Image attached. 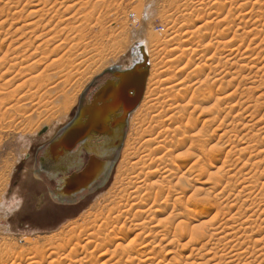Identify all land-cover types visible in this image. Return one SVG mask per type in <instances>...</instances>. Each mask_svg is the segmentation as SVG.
Segmentation results:
<instances>
[{
    "label": "rangeland",
    "instance_id": "374dc122",
    "mask_svg": "<svg viewBox=\"0 0 264 264\" xmlns=\"http://www.w3.org/2000/svg\"><path fill=\"white\" fill-rule=\"evenodd\" d=\"M43 1L45 0H0V48H2L0 60L5 58L2 59L5 65L1 64L5 67L0 72V78L2 79L0 80V89L3 86L5 87L3 90L7 88L4 90L5 93L9 94L10 91V94H12V97L8 95V101L4 100L2 102L7 94L4 98H0V102L3 103V105L0 103L1 111H5L8 106L6 103L11 101L9 99H12L10 104L18 102V108L5 111L7 114L4 113V117L0 115V203L3 201L9 203L11 200L15 201L16 198L23 200L22 209L13 212L9 216L4 214L0 208V264H31L33 260L35 262L50 263L57 258L56 256L59 257L63 253L66 256L68 254L66 251L78 239L88 240V238H91L93 230L92 236L94 235V237L92 238L95 240L93 241L92 238L88 240L92 244L89 245L88 251L92 252L93 250V258L68 257L66 261L62 260L54 264H73L74 259L75 264H139L137 260L126 262V259L147 257L156 258L153 264H184L183 261L190 254V250L182 251V245L187 243L190 235L189 231L184 233L187 238L180 236L176 238L179 239L178 241L175 239V243L171 241L173 240L172 234L169 240L168 238L163 240L160 236L155 237L157 231H159L154 228L155 225L164 229L166 225L171 223L172 225L177 224L176 221L171 222L172 213L192 209L194 213L187 216V223L190 228L206 225L204 227L209 226L208 228L213 229L221 223L224 225L219 226L223 227L232 214L236 216L240 214L241 218L238 216L240 218L238 223H236L238 218L233 224L229 223L231 226L239 225L241 221H243V227L250 223V226H253L256 220L261 221L264 218V177L262 176L264 174V156H262L264 155V139H262L264 137V117L262 118L264 115V78H262L263 81L261 78H256L255 85L250 82L252 81V75L263 77V71L257 73L263 64L257 65L254 62V64L252 62L250 64L247 60L249 62L247 63V69L239 72V59L245 52L250 51L248 54L252 55L254 59L258 58L257 61L261 58L264 60V20L262 19L260 22L257 20L261 19L257 18V15L260 13L259 9L264 7V0H52L43 8L44 12L40 13L41 17L39 20L37 19V23L29 27L28 24L36 20L31 19L30 6L38 5V3L40 5ZM261 11L263 12L264 9L262 8ZM58 12L60 15H58ZM27 13L30 15L27 16ZM243 16L246 17H244V21ZM245 22L251 23V26L247 23L244 25ZM252 22L256 24L254 25ZM142 24H145V29H143ZM19 28L22 29L18 30ZM254 28L256 29L254 30ZM251 33L256 35L253 36ZM176 34L178 35L175 36ZM242 36L245 38H241ZM140 40L145 41L144 43L147 42L149 46L151 57L149 77H153L154 80L149 81L148 77L146 90L149 87L148 90L151 95L154 94L155 97H159L157 109L150 102L148 104L144 103L141 107L143 97L141 104L130 117L124 145L104 186L94 193L84 195L81 197L82 199L79 198L80 200L77 199L73 203L54 200L51 192L54 189V183L46 175L36 173L35 160L38 149L53 139L49 134H46V131L43 132L44 128L53 119H60L62 123L56 129L57 133L67 122H70L79 106L81 96L86 91L87 93L91 91L90 86L93 80L109 67L129 64L131 48L137 43H142ZM172 40H174V43L169 44L168 42H172ZM228 40L231 41L232 45L234 44L233 48L240 50V52L237 51V56H232V58L230 56L228 58V46L225 49L218 46L221 42V45L226 42L230 44ZM37 46H39V49ZM240 47L241 49H239ZM8 50L9 52L6 53ZM170 50H173V53ZM176 58L180 61L175 60L171 64L167 62L169 59ZM230 59L231 62L228 66V60ZM34 62L38 63L35 67H33ZM12 64L15 66L12 67ZM172 64L173 67L168 74H160L166 65L172 66ZM252 64H256V67L253 68ZM7 68L9 71H7ZM247 70L251 72V75L248 74ZM3 72L4 75L6 72V76H2ZM174 75H176L175 78ZM168 77L173 79L171 82L177 88L172 95L167 96L163 93L159 95L160 90L167 87L169 82H164V78ZM16 78H19V80ZM30 78L33 80H30ZM27 79L30 82L27 81L28 83L23 84ZM156 79L160 80H158L159 84L155 83ZM11 80H13V83H9ZM7 83H9V86L5 85ZM251 86L252 90L248 91L247 89ZM183 87L186 91L181 90L180 92V89H184ZM231 92L233 95L229 94ZM228 94L232 98L228 97ZM206 95H210V97L203 100ZM224 95L230 99L226 98L228 101L223 99L225 98ZM167 109L169 110L166 111ZM233 109L235 110L233 111ZM156 110L162 115L158 119L153 117ZM169 117L170 119L167 122H162V120ZM196 119L201 120L202 123L204 121L202 130L210 129L208 126L212 122H214V128L217 126L223 129L212 139L208 137L209 140H207V136L204 137V134L201 133L203 137L200 136V138L205 139L203 142H206L204 147L190 140H187L183 146L176 147L183 134H186L189 138V135L194 132L190 130L184 133L174 132L175 128L179 125L183 129L186 126L189 127ZM148 129L149 136L146 133ZM166 129L169 130L168 135L165 134ZM227 129L231 130L230 133L220 139L221 134H224ZM150 130H153V132H150ZM198 130L199 128H197ZM243 134H245V137ZM166 136L170 141L168 144L170 147L167 145V149H174V151L171 153L172 155L163 153L165 156L162 160L163 163L174 164L173 168L176 170L178 166L177 170H179L182 164L189 161L192 163L195 160V157L190 159L185 155L188 152L206 157L218 156L217 166L221 167L222 170L225 163L230 166L226 167L225 165L224 169L228 171L230 168V171H228L230 175L229 173L228 175L231 180L233 179L232 183H237L238 188H236V191L232 192L231 195L227 192L229 196L226 193L223 203L215 197L217 192H198L194 197L195 190L199 186L194 185L184 190L185 178H189L190 175L188 173L184 174V169H181L177 171L170 185H158L155 183L158 178H152L149 180L147 194H145V191L138 194V192H133L130 189L132 194L129 196L131 186L128 183L143 181L145 178L140 172L144 168V171H151L150 168L154 169L162 163L156 159L158 154L153 153L156 144L148 146L145 140L151 137H158L159 140H162ZM242 136L247 142H251L248 146L255 148L251 149L252 153L250 150L241 153L243 148L241 145L243 143L241 142ZM228 139L233 144L223 149L222 145ZM258 139L262 141L259 146L255 143ZM257 151L258 153H256ZM259 151H261L260 154ZM148 153L152 154L150 158L143 157ZM139 157H142V161ZM135 162L139 166L134 165ZM214 162L211 161V163ZM253 163L259 164L254 165ZM135 175L137 176L135 177ZM138 175H142V177L139 176L137 179ZM253 175L255 177L261 175L259 184L253 186L254 189L251 187L253 190H249L250 193L249 191L242 192V185L245 182L254 181L255 177L252 178ZM257 179L259 178L257 177ZM179 181L180 184L175 185ZM239 182L242 184L241 186L238 185ZM170 186L175 188L168 191ZM180 191H184V193L180 195ZM169 193V204L163 212L159 214L149 212L143 215L141 219L132 218V215L136 212L135 208H133L134 211H130L132 205L137 203L136 205L140 204L139 207H141L144 204L145 207L142 206V208L147 209L150 206L152 207L153 201L156 200L157 204L153 207H157L166 200ZM175 194L180 196L178 200H175ZM236 194L238 196H235ZM143 195H149V200L146 196L144 198L146 201L141 200L144 197ZM134 196H137V199L136 197L134 199ZM223 200L220 199V201ZM176 201L178 208L181 210L175 206ZM228 203L239 206L230 209L232 212L229 209L225 210V213L224 211L222 213L219 209L217 211V204L223 209L222 207H227L225 205H229ZM124 204L128 205L124 207ZM261 212L263 213L261 214ZM260 215H262V219ZM113 216H119V220L113 222ZM214 217L215 219H213ZM249 217H251L250 220H247ZM117 218L115 217V221ZM143 219L146 220L144 223L146 228L142 232L141 229H136L134 225L140 223ZM106 220H109L110 223L107 227L104 226V229L99 224L103 225L102 222ZM131 224H134V227ZM262 224L264 227V223ZM122 226L125 228L131 226L130 233H127L128 235L122 240H114L106 247H102L105 234L107 235L110 232L112 235L115 233L118 236L119 231L124 229ZM236 226L234 227L239 228V226ZM190 228L188 229L190 230ZM95 231L99 232L97 236ZM112 231L117 232L113 233ZM125 231L127 230L125 229ZM148 232L153 234L149 237ZM263 237L261 236V238ZM242 240L244 239L242 238ZM262 241L264 243V240ZM69 242L70 244H68ZM65 243L70 247L67 245L68 248H66ZM229 245L224 250L225 253L230 251L229 248L233 244ZM50 246H54L52 248L54 251L51 249L53 252L48 249ZM142 246L146 247L141 249ZM220 248H222L221 246H219V250H223ZM43 249L49 257L39 260L36 256ZM252 251L253 253L249 252V257L247 255L249 258L247 260H250V258L252 260L256 256L254 264H263L264 250L261 252V249L253 248ZM50 252L55 253L51 254ZM227 256L224 257L226 260L223 259L224 263L222 264H229L230 261H228ZM171 258H177V262L173 263L171 261V263ZM180 258L183 260L180 261ZM161 260H163L162 263H160ZM242 260L243 262L247 261L246 258H241V262ZM195 261H198V258ZM241 262L238 261L236 264H244Z\"/></svg>",
    "mask_w": 264,
    "mask_h": 264
},
{
    "label": "bare ground",
    "instance_id": "6f19581e",
    "mask_svg": "<svg viewBox=\"0 0 264 264\" xmlns=\"http://www.w3.org/2000/svg\"><path fill=\"white\" fill-rule=\"evenodd\" d=\"M29 1V0H28ZM49 1H52V0H45V1H43V3H40V5H39V3H38V5H31L30 6V9H29V11L32 13L31 15L29 14V13H27L28 15L27 16H31V19H36L35 21H32L30 24H28L29 25V27L30 26H33L34 24H36L37 23V19L39 20V18L41 17L40 16V13L41 12H44L43 10V8H45V6L46 5H48V3H49ZM59 1V0H58ZM76 1V0H75ZM87 1V0H86ZM101 1V0H100ZM102 1H104V0H102ZM230 1V0H229ZM59 3V2H58ZM78 3V2H77ZM101 3V2H100ZM259 3V2H258ZM50 4H52V3H50ZM139 4V3H138ZM85 5H86V3H85ZM92 5V4H91ZM241 5V4H240ZM239 5V6H240ZM245 5V4H244ZM39 6H40V8H39ZM69 6V5H68ZM256 6V5H255ZM254 6V7H255ZM226 7V6H225ZM252 7V6H251ZM29 8V7H28ZM52 8V7H51ZM103 8V7H102ZM263 9H264V7H262ZM261 8V9H262ZM67 9V8H66ZM261 9H259L260 10V13H262V14H258L257 15V18L259 17V18H261V19H257V20H259L258 22H260V20H264V17H263V15H264V11L262 12L261 11ZM134 11V10H133ZM136 11V10H135ZM134 11V12H135ZM137 12V11H136ZM248 12H249V10H248ZM247 12V13H248ZM254 12V11H253ZM242 13V12H241ZM246 13V14H247ZM256 13H257V11H256ZM24 14V13H23ZM87 14H88V12H87ZM245 14V13H244ZM252 14H254V13H252ZM251 14V15H252ZM33 15V16H32ZM58 15H60V13L58 12ZM57 15V16H58ZM230 15V14H229ZM242 15V14H241ZM254 15H256V14H254ZM262 15V16H261ZM42 16H44V15H42ZM143 16V15H142ZM141 16V17H142ZM192 16V15H191ZM60 17V16H59ZM245 16H243V18H244ZM43 18V17H42ZM55 18V17H54ZM84 18V17H83ZM246 18V17H245ZM245 18L243 19V21L245 20ZM30 19V20H31ZM228 19V18H227ZM226 19V20H227ZM238 19V18H237ZM240 19V18H239ZM91 20V19H90ZM143 20V19H142ZM250 20V19H249ZM185 21V20H184ZM225 21V20H224ZM252 21V20H251ZM193 22V21H192ZM197 22V21H196ZM209 22V21H208ZM221 22V21H220ZM248 22V21H247ZM247 22H245L244 23V25L247 23ZM185 23H187V22H185ZM229 23V22H228ZM249 23V22H248ZM247 23V25H250V24H248ZM254 23V25L256 24L255 22H252V24ZM208 24V23H207ZM223 24V23H222ZM239 24V23H238ZM258 24V23H257ZM27 25V24H26ZM27 25V26H28ZM184 25V24H183ZM240 25V24H239ZM254 25H252V26H254ZM142 26H144L143 27V29H145V24L143 25L142 24ZM251 26V25H250ZM23 27V26H22ZM246 27H248V26H246ZM257 27V26H256ZM261 27V26H260ZM28 28V27H27ZM65 28V27H64ZM202 28V27H201ZM249 28V27H248ZM20 29H22V28H19L18 30H20ZM147 29V28H146ZM200 29V28H199ZM239 29V28H238ZM256 28H254V30H255ZM240 30V29H239ZM258 30V29H257ZM144 31V30H143ZM142 31V32H143ZM146 31V30H145ZM244 31V30H243ZM181 32V31H180ZM251 32V31H250ZM33 33V32H32ZM56 33V32H55ZM177 33V32H176ZM187 33H189V32H187ZM191 33V32H190ZM246 33V32H245ZM44 34V33H43ZM252 34V33H251ZM48 35H49V33H48ZM51 35V34H50ZM178 34H176L175 36H177ZM237 35V34H236ZM241 35V34H240ZM240 35H238V36H240ZM253 35V34H252ZM254 35H256V34H254ZM253 35V36H254ZM259 35V34H258ZM52 36V35H51ZM246 36V35H245ZM248 36V35H247ZM252 36V37H253ZM55 37V36H54ZM59 37V36H58ZM237 37V36H236ZM244 36H242L241 38H243ZM50 38V37H49ZM239 38V37H238ZM245 38V37H244ZM38 39V38H37ZM56 39V38H55ZM174 39V38H173ZM254 39H256V37H254ZM48 40H51V39H48ZM54 40V39H53ZM52 40V41H53ZM175 40V39H174ZM174 40H172V42H168L169 44H172V43H174L173 41ZM241 40V39H240ZM142 43H137V44H135V46H133L132 48H131V52H132V50L133 49H135V47H137L138 48V45L139 46H141V49H142V52L143 53H146L147 54V57H148V61H149V73H150V65H151V57H150V54H149V46H148V44H147V42L146 43H144L143 42V40H140ZM171 41V40H170ZM188 41V40H187ZM229 41V40H228ZM251 41V40H250ZM50 42V41H49ZM54 42V41H53ZM219 42H221V41H219ZM218 42V43H219ZM230 42V44H228V42H224L225 44H223V45H221V43L218 45V46H220V47H223L224 49L227 47L228 48V58H232V56H237V54H238V52L237 51H239L240 52V50H237V49H235V48H233V46H234V44L232 45L231 44V41H229ZM65 43V42H64ZM241 43V42H240ZM262 43V42H261ZM44 44V43H43ZM260 44V43H259ZM41 45V44H40ZM167 45V44H166ZM257 45V44H256ZM58 46V45H57ZM217 46V47H218ZM39 46H37V48H38ZM239 47V46H238ZM242 47V46H241ZM241 47L239 48V49H241ZM72 48V47H71ZM76 48V47H75ZM146 48V49H145ZM165 48V47H164ZM1 49L2 48H0V52H1ZM39 49V48H38ZM54 49V48H53ZM223 49V50H224ZM249 49V48H248ZM247 49V50H248ZM58 50V49H57ZM56 50V51H57ZM161 50H163V49H161ZM165 50V49H164ZM222 50V49H221ZM252 50V49H251ZM35 51V50H34ZM53 51V50H52ZM52 51H50V52H52ZM60 51V50H59ZM58 51V52H59ZM173 50H170V52H172ZM249 51V50H248ZM9 52V50L6 52V53H8ZM54 52V51H53ZM175 52V51H174ZM250 52V51H249ZM248 52V53H249ZM47 53V52H46ZM173 53V52H172ZM247 52H245V53H243L242 55H241V57H240V59H239V61H240V70H239V72H241V71H243L244 69H247V63H249L250 62V64H251V62L253 63H257V65H262L263 64V66H262V68H260V69H258V72L257 73H259L260 71H263L264 72V60L262 59H260V60H258L257 61V56H256V58L257 59H254L253 58V56L252 55H249ZM252 53V52H251ZM227 54V53H226ZM51 55V54H50ZM54 55H55V53H54ZM5 56V55H4ZM230 56V57H229ZM249 56H252V57H249ZM137 55H132V53H131V59H130V63L129 64H127V65H124V66H121V68H127V67H129V66H131V64H132V62L134 61V60H136L137 59ZM249 58H252L251 60L249 59ZM2 59H5V58H2ZM0 60V72H1V69H3L4 67L1 65V64H3V61L4 60ZM47 59V58H46ZM60 60H61V58H59ZM58 59V60H59ZM209 59V58H208ZM44 60V59H43ZM42 60V61H43ZM55 60H57V59H55ZM180 61V60H177V58L176 59H169V61H167L169 64H171V63H174V61ZM227 60V59H226ZM249 62H248V61ZM54 61V60H53ZM247 61V62H246ZM257 61V62H256ZM230 62H231V59L230 60H228V66L230 65ZM35 64H33V65H31V66H33V67H35V66H37V62H34ZM40 63V62H39ZM42 63V62H41ZM176 63V62H175ZM253 63V64H254ZM167 64V63H166ZM252 64V65H253ZM3 65H5V64H3ZM13 65V64H12ZM202 65V64H201ZM256 65V64H255ZM255 65H253L252 67L253 68H255L256 66ZM15 65H13L12 67H14ZM114 66H119L120 67V65H114ZM205 66V65H204ZM2 67V68H1ZM113 67V66H112ZM173 67V64H172V66H168V65H166L165 67H164V69H163V71H161L160 72V74H162V75H165V74H168V72L170 71V69ZM209 67H211V66H209ZM10 68H11V66H10ZM30 68V67H29ZM110 68V67H109ZM205 68H206V66H205ZM250 69H251V67H249ZM8 69V68H7ZM13 69V68H12ZM12 69H10V70H12ZM211 69V68H210ZM249 70V69H248ZM247 70V71H248ZM6 71V70H5ZM7 71H9V69L7 70ZM178 72V71H177ZM249 72V71H248ZM262 72V73H263ZM251 72H249L248 74H250ZM2 74V73H1ZM247 74V75H248ZM255 74V73H254ZM101 75V74H100ZM251 75V74H250ZM2 76H6V72H5V75H4V72H3V75ZM1 76V77H2ZM18 77V76H17ZM149 77V76H148ZM176 77V75H174V78ZM245 77V76H244ZM243 77V78H244ZM10 78V77H9ZM249 78V77H248ZM251 78H252V81H250V82H252L254 85L256 84V82L257 81H255V79L256 78H261V80H262V78H264V75H263V77L262 76H260V77H257V75H256V77H254L253 75L251 76ZM16 79H18L19 80V78H16ZM15 79V80H16ZM32 78H30V80H31ZM245 79V78H244ZM0 80H2L1 78H0ZM17 80V81H18ZM33 80V79H32ZM148 80V79H147ZM153 81L154 79H153V77L151 78V77H149V81ZM159 80V79H158ZM157 79L155 80V83H158L159 84V81H158ZM163 80V79H162ZM173 79H170V77H168V78H164V82H169L168 84H167V87H165V88H163L162 90H160V93H159V95H162V93H163V95H167V96H169V95H172L173 94V92H174V90H176V88H177V86L176 85H174L171 81H172ZM27 81H29L28 79L27 80H25V82L23 83V84H25V83H28ZM259 81H260V79H259ZM258 81V82H259ZM263 81V80H262ZM7 82H9V81H7ZM13 83V80H11L9 83ZM30 82V81H29ZM5 83V82H4ZM9 83H7V84H5V85H8ZM161 83V82H160ZM222 83V82H221ZM263 83V82H262ZM261 83V84H262ZM3 84V83H2ZM1 84V85H2ZM163 84V83H162ZM161 84V85H162ZM260 84V83H259ZM264 84V83H263ZM22 85V84H21ZM21 85H19V86H21ZM146 85H147V83H146ZM160 85V86H161ZM9 86V85H8ZM19 86H17L18 88H21V87H19ZM23 86V85H22ZM159 86V87H160ZM240 86V85H239ZM3 88H5V87H3L2 86V88L0 89V98H4V96H5V94H7V93H5L4 92V90H6V89H4L3 90ZM184 88V87H183ZM260 88V87H259ZM149 87L147 88V90H146V88H145V90H146V93L144 92V100H143V102H142V104H141V107H143V105H144V103H146V104H148L149 102L150 103H152V106H154L156 109H157V104L159 103V97H155V95L154 94H152L151 95V92H149ZM240 89V88H239ZM16 90V89H15ZM18 90V89H17ZM181 90H185V88L184 89H180V92H181ZM248 91L249 90H252V86L251 87H249L248 89H247ZM255 90H258V89H255ZM14 91V90H13ZM186 91V90H185ZM184 91V92H185ZM236 91V90H235ZM18 92V91H17ZM11 92L9 91V94H7L6 95V99L4 98L3 99V101L2 102H4V100H6V101H8V95H12V94H10ZM16 93V92H15ZM183 93V92H182ZM230 95L232 94V92L231 93H229ZM229 94L227 95L228 97H230L229 96ZM234 94H235V92H234ZM226 95V94H225ZM224 95V97L225 98H223V99H225V100H229L230 98H232V97H230V98H227L226 96ZM233 95V94H232ZM263 95V94H262ZM9 96V97H10ZM261 96V95H260ZM12 97V96H11ZM10 97V98H11ZM210 97V95H206L205 97H204V99L203 100H206V99H208ZM23 98V97H22ZM227 98V99H226ZM263 98H264V96H263ZM9 100H11L10 102H8V103H6V101H5V103L6 104H8V106L6 107V109H5V111H8V110H10V109H15L16 107H17V104H18V102L16 103V104H10L11 102H12V99H9ZM227 100V101H228ZM218 102H219V100H218ZM224 102V101H223ZM226 102V101H225ZM233 102V101H232ZM264 102V101H263ZM1 103V102H0ZM218 104V103H217ZM236 104V103H235ZM240 104V103H239ZM1 105H3V103H1ZM227 105H228V103H227ZM264 105V104H263ZM217 106V105H216ZM239 106V105H238ZM244 106V105H243ZM140 107V108H141ZM230 108H231V106H229ZM18 108V107H17ZM227 107L225 106V109H226ZM233 108V107H232ZM249 108V107H248ZM169 109H171L170 107H169ZM169 109H167L166 111H168ZM217 109H219V108H217ZM229 109V108H228ZM227 110V109H226ZM235 109H233V111H234ZM243 110V109H242ZM249 110V109H248ZM248 110H247V112H248ZM256 110H257V108H256ZM2 112L1 111V106H0V115H1V117H4L5 116V114L4 113H6V112ZM246 111V110H245ZM241 112V111H240ZM229 113V112H228ZM227 113V114H228ZM7 114V113H6ZM250 114V113H249ZM162 115H161V113L158 111L157 112V110H156V112H155V114H154V118H160ZM252 116V115H251ZM171 117V116H170ZM170 117L168 118V119H164V120H162V122L163 123H165V122H167L169 119H170ZM249 117V116H248ZM253 117V116H252ZM251 117V119H253ZM264 117V115L262 116V118ZM242 118V117H241ZM261 118V119H262ZM255 119V118H254ZM130 120V119H129ZM0 121H1V119H0ZM236 121V120H235ZM248 121H252V120H248ZM259 121V120H258ZM62 122L60 121V119H53L52 121H51V123L47 126V127H45L46 129V134H49L50 136H51V138L53 137H55L56 135H57V133L66 125V124H68L69 122H67L62 128H60L58 131H57V133H56V129L57 128H59V126H60V124H61ZM235 123V122H234ZM247 123V122H246ZM256 123V122H255ZM260 123H261V121H260ZM64 124V123H63ZM203 124H204V121H203V123L201 122V120H199V119H196V120H194L193 121V123H191V125L189 126V127H187L186 126V128L184 127V129H183V127L181 126V125H179V126H177L176 128H175V130H174V132H180V133H184V132H186V131H193L194 133H191L190 135H189V138H188V136H186V134H183L182 136V138H180L179 139V142H178V144H177V146L176 147H180V146H183L185 143H186V141L187 140H190L191 142H195V143H197V144H199L201 147H204L205 146V144H206V142L204 141L203 142V140H205V139H203L202 140V138H200V136L201 137H205V136H207V138L209 137V138H211L212 139V137H214V136H216L217 134H218V132H220V130H222L221 128H218L217 126L214 128L213 126V124H214V122H212L208 127H210V129H207V130H202L203 128ZM252 124V123H251ZM245 125V124H244ZM256 125V124H255ZM182 127V128H181ZM201 127V128H200ZM246 127V126H245ZM244 127V128H245ZM254 127V126H253ZM54 128V129H53ZM197 128H199V130L197 131ZM247 128V127H246ZM202 131H201V130ZM260 129H262V128H260ZM264 129V128H263ZM166 132H165V134L166 135H168V133H169V130L168 129H166L165 130ZM204 131V132H203ZM229 131H231V130H226L225 132H224V134H221V136L219 137L220 139H222V137L224 136L225 137V135L226 134H228V133H230ZM248 131V130H247ZM128 132V131H127ZM150 132H153V130H150ZM56 133V134H55ZM146 133H147V135L149 136V129L146 131ZM204 134L203 136H202V134ZM55 135V136H54ZM220 135V134H219ZM244 135V137H245V134H243ZM252 136V135H251ZM231 137V136H230ZM243 137V136H242ZM241 138L242 140H241V142H243L241 145L243 146V148L241 149V153H243V151H245V150H250L251 151V149L253 148L252 146L250 147V146H248V144L249 143H251V142H247L246 141V139L245 138ZM209 138L207 139V140H209ZM260 139H261V137H259ZM260 139H258V140H256L255 141V143H256V145L257 146H259V145H261V143H262V141L260 140ZM262 139H264V137H262ZM206 140V141H207ZM245 140V141H244ZM251 141V140H250ZM169 140H168V138H167V136L164 138V139H162V140H159V138L158 137H151V138H148V139H146L145 140V143H147V145L148 146H152V145H154V144H156L155 146V148H154V152L153 153H155V154H158L157 155V157H156V159L157 160H159V162H162L160 165H161V167H160V165L159 166H157L156 168H154V169H151L150 168V170L151 171H149V170H147V171H144V169H143V171H141L140 173L144 176L143 178H145L143 181H140V182H129L128 184L131 186L130 188H129V190L130 189H132L133 190V192H138V194H140L141 192H144L145 191V194H147L148 193V191H149V180L150 179H152V178H158V179H156V181H155V183L156 184H158V185H161V186H166V185H170L171 184V181L173 180V178L175 177V175H176V173H177V171H180L181 169H184V174H189L190 175V177L188 178V177H186L185 178V185H184V187H183V189L184 190H187V189H189V187H192V186H194V185H197V186H199V188L198 189H196L195 190V195H194V197L198 194V192H206V193H208V192H210V191H212V192H217V194L215 195V197L217 198V199H219V202H221V203H223L224 202V198H225V195H226V193L228 192L230 195H231V193L232 192H234V191H236V188H238L237 187V183H232V180H231V177L229 176L230 175V173L228 172V171H230V168H229V170L227 171L226 169H224L225 168V165L227 164V163H225V165L224 166H222L223 167V170L221 169V167H219V166H217V164H218V162H219V158H218V156H215V155H212V156H203V155H196L195 153H190V152H188V153H186L185 155L188 157V158H194L195 157V160L191 163L190 161L189 162H186V163H184V164H182L181 166H180V168H179V170H177L178 169V166H177V169L175 170L174 168H173V165L172 164H169V163H163V158L165 157L164 156V154L166 155V154H169V155H172L171 153H173V151H174V149H167V145L169 144ZM203 142V143H202ZM239 142V141H238ZM224 145H222V148L224 149V148H227V147H229L231 144H233V142L230 140V139H228L227 141H225L224 143H223ZM169 147H170V145H168ZM234 146V145H233ZM233 146H231L232 148H233ZM246 146H248V147H246ZM256 146V147H257ZM263 146H264V144H263ZM234 147H236V146H234ZM246 147V148H245ZM237 148V147H236ZM253 149H255V148H253ZM153 150V149H152ZM152 150L150 151V153L152 152ZM260 150V149H259ZM263 150V149H262ZM240 151V150H239ZM254 151H256V150H254ZM149 152V151H148ZM246 152V151H245ZM248 152V151H247ZM260 152L261 151H259V154H260ZM150 153H148L147 155H145V156H143V157H146V158H150L151 157V155L152 154H150ZM160 153V154H159ZM164 153V154H163ZM251 153H252V151H251ZM250 153V154H251ZM256 153H258V151L256 152ZM163 154V155H162ZM262 154V153H261ZM264 154V153H263ZM252 155H254V154H252ZM256 155V154H255ZM262 156H264V155H262ZM262 156H260V157H262ZM258 157V156H257ZM256 157V158H257ZM140 158V160L142 161V157H139ZM264 158V157H263ZM145 159V158H144ZM211 161H215L214 163H211ZM137 162V161H136ZM136 162L134 163V165L136 164ZM139 162V161H138ZM137 162V163H138ZM258 162H260V160H258ZM140 163V162H139ZM229 163V162H228ZM251 163V162H250ZM264 163V162H263ZM254 164V163H253ZM255 164H259V163H255ZM254 164V165H255ZM144 165V164H143ZM236 165V164H235ZM136 166H139V165H137L136 164ZM251 166H252V164H251ZM141 167V166H140ZM175 167V166H174ZM226 167H230V166H227L226 165ZM233 168V167H232ZM231 168V169H232ZM256 168H258V167H256ZM147 169V168H146ZM149 169V168H148ZM225 170V171H224ZM251 170V169H250ZM256 170V169H255ZM258 170V169H257ZM240 171V170H239ZM242 171V170H241ZM249 172V171H248ZM262 172V171H261ZM228 173H229V175H228ZM250 173V172H249ZM264 173V172H263ZM262 173V174H263ZM261 174V175H262ZM142 175L140 176V175H138V177H137V179L139 178V176L140 177H142ZM234 175V174H233ZM232 175V176H233ZM252 175V174H251ZM261 175H260V177L259 176H257L259 179H257L256 180V178L257 177H255L254 175L252 176V178L253 177H255V179H254V181H249L248 179V181L249 182H245V181H243V182H245L244 183V185H242V184H240V182H239V184L238 185H242V192L243 191H249V190H251L252 188L251 187H253V186H257L258 184H259V180H260V178H261ZM137 175H135V177H136ZM235 176V175H234ZM233 176V177H234ZM240 176V175H239ZM263 177H264V174L262 175ZM229 177V178H228ZM232 177V178H233ZM238 177V176H237ZM242 178V177H241ZM130 179V178H129ZM246 179V178H245ZM132 181H133V179H131ZM130 180V181H131ZM141 180V179H140ZM256 180V181H255ZM137 181V180H136ZM237 181H238V179H237ZM241 181V180H240ZM242 182V183H243ZM154 183V182H153ZM160 183V184H159ZM180 184V181L179 182H177L175 185H179ZM263 184H264V182H263ZM262 184V185H263ZM222 185H223V187H222ZM261 185V186H262ZM207 186H209V187H207ZM207 187V188H206ZM220 187H222L220 190H219V188ZM259 187V186H258ZM263 187V186H262ZM101 188V187H100ZM175 187L173 186V187H169V190L168 191H171L172 189H174ZM256 188V187H255ZM264 188V187H263ZM253 189H254V187H253ZM252 189V190H253ZM99 190V189H98ZM128 190V191H129ZM205 190V191H204ZM240 190V189H239ZM261 190V189H260ZM164 192V191H163ZM184 193V191H180V195H182ZM227 193V195L229 196V194ZM239 193H240V191H239ZM238 193V194H239ZM249 193H250V191H249ZM130 194H132V192H131V190H130V192H129V196H130ZM163 194V193H162ZM161 194V195H162ZM243 194V193H242ZM261 194V193H260ZM128 195V194H127ZM135 195H137V194H135ZM142 195V194H141ZM241 195V194H240ZM252 195V194H251ZM257 195V194H256ZM138 196V195H137ZM137 196H134V199H135V197H136V199H137ZM140 196V195H139ZM138 196V197H139ZM144 197H142L141 198V200H144V198H145V196H146V198L149 200V195H143ZM233 196H234V194H233ZM235 196H238L237 194L235 195ZM141 197V196H140ZM169 197H170V193H169V195L167 196V198H166V200H164L161 204H159L157 207H153L155 204H157V202H156V200L155 201H153V206L151 207L150 206V208H147V209H143L145 206H144V204L142 205V206H144L143 208H142V206L141 207H139V203H141V202H139L138 204L139 205H136V204H134V205H132L129 209H130V211H134V209L133 208H135L136 210V212H134V214L132 215V218H142V216L143 215H145V214H147V213H149V212H154V213H156V214H159V213H161V212H163L164 211V208L169 204ZM179 197L180 196H177V194H175V200H178L179 199ZM129 198V197H128ZM133 198V197H132ZM242 198V197H241ZM263 198V197H262ZM133 199V200H134ZM220 199H222L223 201H220ZM227 199H230V198H227ZM245 199V198H244ZM256 199V198H255ZM254 199V200H255ZM259 199H260V195H259ZM129 200V199H128ZM128 200L126 201V203L128 202ZM138 200H139V198H138ZM141 200H139V201H141ZM226 200V199H225ZM231 200H233V199H231ZM237 200V199H236ZM144 201H146V199L144 200ZM235 201V200H234ZM258 201V200H257ZM261 201V200H260ZM219 202H218V204H219ZM228 202H230V201H228ZM233 202V201H232ZM253 202H255V201H253ZM262 202H263V200H262ZM144 203H146V202H144ZM148 203V202H147ZM217 203V202H216ZM227 203V202H226ZM235 203V202H234ZM218 204H217V211H218V209H219V211H221L222 213H223V211H224V213H225V210H227V209H233L235 206H237L236 204H233V203H231V204H233V205H230V203H228L229 205H225V206H227V207H225L224 208V206L222 207L223 209H221L220 208V206H218ZM261 204V203H260ZM125 205H128V204H124V207H125ZM131 205V204H130ZM246 205V204H245ZM136 206V207H135ZM175 206L177 207V209H179L178 208V205H177V201L175 202ZM239 206V205H238ZM237 206V207H238ZM244 206V205H243ZM22 207H23V200L22 199H15V201H13V200H11L9 203L8 202H6V201H3V202H1L0 203V208H1V210L4 212V214H6L7 216H9V215H11L13 212H16V211H18V210H21L22 209ZM240 207H242V206H240ZM248 207V206H247ZM179 210H181V209H179ZM228 210V211H229ZM251 210V209H250ZM112 211V210H111ZM129 210H128V212H130ZM231 211V210H230ZM263 211V210H262ZM173 212V211H172ZM171 212V213H172ZM232 212V211H231ZM238 212V211H237ZM245 212V211H244ZM253 212V211H252ZM118 213H119V210H118ZM122 213V212H121ZM124 213V212H123ZM194 213V211L192 210V209H189V210H183V212H175V213H172L171 214V222H173V221H176L177 222V224H175V225H172V223L171 224H169V225H166L165 227H164V229H161V228H159V226L158 225H155L154 226V228L155 229H157V230H159V231H157V233H156V235H155V237H161L163 240H167V238H168V240H169V238H170V235L172 234L173 235V237H172V239L173 240H171V241H174V243H175V239L176 238H179L180 236H184V233H186L187 231H189V239H188V241H187V243L186 244H184V245H182V251L183 250H190L189 252H190V254L185 258V261H183L184 262V264H222V263H224L223 262V259H225L224 257H226L227 256V254H228V258H229V260L228 261H230L229 262V264H236L238 261H240L241 262V258H246V260H247V258L249 257V254L252 252L253 253V248H259V249H261V252L264 250V243H263V241L262 240H264V237L263 238H261V236H264V234H263V232H264V227H263V224L262 223H264V218L263 217H261L262 215H260V217H261V221H255L256 223H254V225L253 226H250L251 225V223L249 224V225H247V226H244L243 227V221H241L240 222V224L239 225H237V226H239V228H235L234 226H236V225H234V226H231V224H233L234 222H235V220H236V218H238V216L241 218V216H240V214L238 215V216H236L235 214H232V215H230L228 218V220H226L227 222L225 223L226 225L225 226H223V227H220L219 225H221V224H223V223H221V224H218V226H215V228H213V229H211V227L210 228H208V227H204V226H206V225H204V226H201V227H191L190 228V225H188V223H187V221H188V219H187V216H189V214H193ZM229 213V212H228ZM239 213V212H238ZM263 212H261V214H262ZM112 214V213H111ZM237 214V213H236ZM218 215V214H217ZM242 215H243V213H242ZM120 216V215H119ZM119 216H115V217H118L117 219H116V221H115V217H114V221L113 222H117L118 220H119ZM223 216H225L224 214H223ZM222 216V217H223ZM251 216V215H250ZM252 216H253V214H252ZM216 217V216H215ZM215 217L213 218V219H215ZM240 218H238V221L236 222V223H238L239 222V219ZM250 218L251 217H249V219H247V220H250ZM258 218V217H257ZM221 219V218H220ZM97 220V219H96ZM95 220V221H96ZM244 220H246V219H244ZM260 220V219H259ZM111 221V222H112ZM137 221H140V220H137ZM217 221V220H216ZM94 222V221H93ZM97 222V221H96ZM133 222V221H132ZM146 222V220L145 219H143V220H141V222L140 223H137L136 225H134V224H131V226H135V228L137 229V228H139V229H141L142 230V232H143V230L145 231V226H144V223ZM248 223H249V221H247ZM101 223V222H100ZM102 223H104L103 225L102 224H99L100 226H102L103 228H104V226L105 227H107L108 225H109V220H106V221H104V222H102ZM185 223H187V224H185ZM215 223V222H214ZM229 223H231V224H229ZM241 223H242V225H241ZM114 224H116V223H114ZM208 224V223H207ZM247 224V223H246ZM97 225V224H96ZM224 225V224H223ZM241 225V226H240ZM245 225V224H244ZM131 226H129V227H124V226H122V227H124V229H122L121 231H119V230H117V231H119V233H118V236H116L115 235V233L114 232H117V231H112L113 233H114V235H112V233H110V232H108L107 233V235L105 234V238H104V236H103V238H104V240H103V238H102V240H103V244H102V247H106L109 243H111L112 241H114V240H116V241H119V240H122L126 235H128L127 233H130V231H131ZM133 226V227H134ZM236 226V227H237ZM88 227V226H87ZM115 228V227H114ZM188 228H190V230L188 229ZM102 229V228H101ZM100 229V230H101ZM105 229V228H104ZM119 229V228H118ZM125 229L127 230V231H125ZM236 229V230H235ZM10 230V229H9ZM93 230V229H92ZM98 230V229H97ZM103 230V229H102ZM133 230V229H132ZM213 230V231H212ZM263 230V231H262ZM11 231V230H10ZM85 231V230H84ZM88 231H89V228H88ZM87 232V231H86ZM91 232V231H90ZM93 232H94V230L92 231V234H93ZM96 232V236H97V233H99V232H97V231H95ZM102 232H104V230L102 231ZM142 232H140V233H142ZM89 233V232H88ZM87 233V234H88ZM110 233V234H109ZM83 234V233H82ZM81 234V235H82ZM84 234H86V233H84ZM92 234H91V238L92 237H94V235L92 236ZM117 234V233H116ZM148 234H149V237L153 234L152 232H148ZM263 234V235H262ZM90 235V234H89ZM100 235H101V232H100ZM85 236H87V235H85ZM95 236V237H96ZM99 236V235H98ZM102 237V236H101ZM155 237H154V239H155ZM185 237V236H184ZM260 237V239H258ZM83 238V237H82ZM87 238H88V236H87ZM91 238H88V240L89 239H91ZM185 238H187V237H185ZM242 238L244 239V240H242ZM183 239V238H182ZM71 240V239H70ZM87 239L85 240V239H83V240H77L76 241V243H74V245H72L71 247L68 245V244H70V242L68 243V244H66L65 243V247L66 248H68L67 247V245L70 247L66 252L68 253H66L67 255L65 256V253H63V254H61L59 257L58 256H56L54 259V261H51L50 263L49 262H35V260H33V262L32 263H34V264H54L55 262H58V261H62V260H65L66 261V258H68V257H71V258H93V254H92V252H93V250H92V252L90 251H88V247H89V245H92V244H90V242L88 241ZM92 240L94 241L95 239H93L92 238ZM162 240V241H163ZM179 240V239H178ZM177 239H176V241H178ZM25 241V240H24ZM69 241V240H68ZM242 241V242H241ZM167 242V241H166ZM91 243H93V242H91ZM101 243H102V241H101ZM170 243V242H169ZM174 243H172V244H174ZM177 243V242H176ZM94 244V243H93ZM179 244V243H178ZM229 244H233L232 246H231V248H229L230 249V251H228L227 253H225L226 251H224V250H226V248H227V246L229 245ZM150 245V244H149ZM60 246V245H59ZM58 246V247H59ZM63 246V247H64ZM167 246H169V245H167ZM180 246V245H179ZM187 246H193V247H187ZM209 246H211L210 248H209ZM219 246H221L222 248H220V249H223V250H219ZM230 246V245H229ZM63 247H61L62 249H63ZM98 247H100V246H98ZM144 247H146V246H142L141 247V249H143ZM52 248H54V246L52 247V246H50V248H48V249H52ZM96 248V247H95ZM101 248V247H100ZM57 249V248H56ZM20 250V249H19ZM45 250H46V248H45ZM44 249L42 250V252L41 253H39V255H37L36 256V258H38L39 260L40 259H42V258H45V257H47V254H46V251H45ZM53 250V249H52ZM51 250V251H52ZM54 251V250H53ZM52 251V252H53ZM60 251V250H59ZM64 251V250H63ZM24 252V251H23ZM52 252H50L51 254H54V253H52ZM250 252V253H249ZM264 252V251H263ZM19 253V252H18ZM25 253V252H24ZM222 253V254H221ZM230 253V254H229ZM254 253H256V252H254ZM7 254V253H6ZM141 254V253H140ZM168 254H170V252H168ZM17 255V254H16ZM23 255V254H22ZM25 255V254H24ZM49 255V254H48ZM104 255V254H103ZM151 255H152V253H151ZM230 255V256H229ZM247 255H248V257H247ZM12 256V255H11ZM33 256V255H32ZM102 256V255H101ZM100 256V257H101ZM140 257H141V255H139ZM149 256H150V254H149ZM24 257V256H23ZM31 257V256H30ZM49 257V256H48ZM47 257V258H48ZM176 257H178V256H176ZM195 257H197L198 258V261H195V259H197V258H195ZM254 257V256H253ZM252 257V258H253ZM263 257H264V255H263ZM262 257V258H263ZM3 258V257H2ZM15 258V257H14ZM26 258V257H25ZM32 258V257H31ZM35 258V259H36ZM179 258V257H178ZM200 258V259H199ZM255 258H256V256H255ZM255 258L254 259H252L251 260V258H250V260H247V261H245V262H243V260H242V262L244 263V264H254L255 262H256V260H255ZM10 259V258H9ZM33 259H34V257H33ZM176 259L177 258H171L170 259V262L172 261L173 263L174 262H177L176 261ZM249 259V258H248ZM27 260V259H26ZM31 260V259H30ZM72 260V259H71ZM77 260V259H76ZM133 260H137L138 261V263L139 264H153V261H155L156 260V258H151V257H147V258H127L126 259V262H131V261H133ZM181 260H183V259H181L180 258V261ZM226 260V259H225ZM253 260H255V261H253ZM15 261V260H14ZM74 261H75V259H74ZM72 262L73 264H75V262ZM162 261L163 260H161L160 261V263H162ZM167 261V260H166ZM179 261V262H180ZM227 261V262H228ZM6 262H7V260H6ZM171 262V263H172ZM186 262V263H185ZM241 262V263H242ZM31 263V264H32ZM70 263H71V261H70ZM260 263V262H259ZM19 264V263H18ZM21 264V263H20ZM23 264V263H22ZM77 264V263H76ZM159 264V263H158ZM169 264V263H168ZM239 264V263H238ZM264 264V263H263Z\"/></svg>",
    "mask_w": 264,
    "mask_h": 264
},
{
    "label": "water",
    "instance_id": "95a60500",
    "mask_svg": "<svg viewBox=\"0 0 264 264\" xmlns=\"http://www.w3.org/2000/svg\"><path fill=\"white\" fill-rule=\"evenodd\" d=\"M131 66H113L95 78L91 91L81 96L73 119L38 149L36 173L55 180L53 199L74 202L104 186L124 145L131 115L139 107L149 76V61L141 46ZM44 128L43 132H45ZM76 152L88 155L78 169L60 177L53 168Z\"/></svg>",
    "mask_w": 264,
    "mask_h": 264
},
{
    "label": "flooded vegetation",
    "instance_id": "af4514ba",
    "mask_svg": "<svg viewBox=\"0 0 264 264\" xmlns=\"http://www.w3.org/2000/svg\"><path fill=\"white\" fill-rule=\"evenodd\" d=\"M87 159H88V155L85 152H83L82 154H80L79 152H76L72 157L66 158L65 160H63L61 163L62 165H59L56 168L53 166V168L55 169V171H57V173L60 177H63L65 173L74 172L75 170H77L78 164L81 163V161L86 162ZM51 182L54 183V187L57 186L55 180H51ZM96 190H98V189H96ZM95 191H93L91 193H94ZM91 193H86V194H91ZM86 194H84V195H86ZM84 195L76 198V200L82 199L81 197H83Z\"/></svg>",
    "mask_w": 264,
    "mask_h": 264
}]
</instances>
